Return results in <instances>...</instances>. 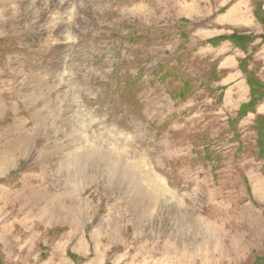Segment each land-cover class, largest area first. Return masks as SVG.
Masks as SVG:
<instances>
[{
    "label": "rangeland",
    "instance_id": "rangeland-1",
    "mask_svg": "<svg viewBox=\"0 0 264 264\" xmlns=\"http://www.w3.org/2000/svg\"><path fill=\"white\" fill-rule=\"evenodd\" d=\"M209 1L0 0V264H264V83Z\"/></svg>",
    "mask_w": 264,
    "mask_h": 264
},
{
    "label": "crops",
    "instance_id": "crops-1",
    "mask_svg": "<svg viewBox=\"0 0 264 264\" xmlns=\"http://www.w3.org/2000/svg\"><path fill=\"white\" fill-rule=\"evenodd\" d=\"M218 1V0H216ZM220 3L217 8H213L215 12V19L218 23H222L223 26H219L218 36H224L227 39L217 41L216 45L223 44L234 56V78H230L228 85L232 86L235 90H239L235 97L240 101V105L246 95L251 97L249 92V80L247 79V73L250 70H254L256 76L264 83V0H219ZM217 3V2H216ZM215 0L209 1L212 6L216 5ZM230 24H234V27L230 29ZM235 29V30H233ZM237 34L240 38L238 43H233L228 37L231 32ZM214 36V37H218ZM213 38V37H211ZM245 43H248L246 46ZM252 53V59L248 60L249 64L247 69L243 70L239 67L241 58ZM241 53L242 56H239ZM228 55V56H229ZM239 56L236 60V57ZM261 61V65L259 64ZM256 63L259 64L257 68ZM248 86V93L245 91V86ZM251 91V87H250ZM250 94V95H249ZM250 96V97H249ZM251 113L264 115V97L258 99L255 105L252 107ZM45 264V263H42ZM46 264H53V262H47Z\"/></svg>",
    "mask_w": 264,
    "mask_h": 264
},
{
    "label": "bare ground",
    "instance_id": "bare-ground-1",
    "mask_svg": "<svg viewBox=\"0 0 264 264\" xmlns=\"http://www.w3.org/2000/svg\"><path fill=\"white\" fill-rule=\"evenodd\" d=\"M88 150H89V149H88ZM74 155H75V154H74ZM81 155H82V154H81ZM78 157H79V156H78ZM78 157H77V158H78ZM83 157H84V156H83ZM73 160H75V159L73 158ZM73 160H72V163H73ZM132 166H133V165H132ZM78 167H79V166H78ZM110 167H111V170H112V169H116V170H117V168H119L118 165H116V164H113V165L110 166ZM127 167H128V166H127ZM75 169H76L77 171L81 170V168H77V164H76V163H75ZM126 170H128V169L125 168V171H126ZM111 172H112V171H111ZM114 172H115V171H113V173H114ZM129 179H131V178H129ZM146 179H147L148 182H149V186H148V187L150 188V189L147 190V194L150 193V194L152 195V193H151L152 191H150V190H154V186H155L156 183H153V182H152L153 180H151L150 177H147ZM131 180H132V179H131ZM131 182H132V181H131ZM132 184H133V183H132ZM136 184H137V183H136ZM140 184H141V182H140ZM140 184H139V186H140ZM137 185H138V184H137ZM143 185H144V184H143ZM134 187H135V186H134ZM141 187H142V186H141ZM143 187H144V186H143ZM134 189H135V188H134ZM136 189H137V188H136ZM144 189H145V187H144ZM144 189H142V190L144 191ZM140 190H141V188H140ZM136 191H137V190H136ZM138 191H139V190H138ZM145 191H146V190H145ZM145 191H144V192H145ZM141 193H142V192H141ZM145 194H146V193H145ZM149 196H150V195H149Z\"/></svg>",
    "mask_w": 264,
    "mask_h": 264
},
{
    "label": "trees",
    "instance_id": "trees-1",
    "mask_svg": "<svg viewBox=\"0 0 264 264\" xmlns=\"http://www.w3.org/2000/svg\"><path fill=\"white\" fill-rule=\"evenodd\" d=\"M214 38H217L218 40L227 39V38L224 37V36H218V37H214ZM228 38H229L233 43H238V41L240 40V38L237 37V34H235V33H234V35H229ZM241 62H242V61H241ZM258 99H259V98H255V102H254L252 105H254V104L257 102Z\"/></svg>",
    "mask_w": 264,
    "mask_h": 264
}]
</instances>
